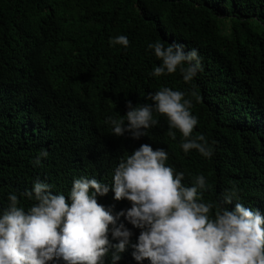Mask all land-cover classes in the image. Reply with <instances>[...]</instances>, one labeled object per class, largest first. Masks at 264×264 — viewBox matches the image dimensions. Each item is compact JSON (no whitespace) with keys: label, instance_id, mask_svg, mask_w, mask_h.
<instances>
[{"label":"trees","instance_id":"trees-1","mask_svg":"<svg viewBox=\"0 0 264 264\" xmlns=\"http://www.w3.org/2000/svg\"><path fill=\"white\" fill-rule=\"evenodd\" d=\"M119 35L126 49L110 46ZM157 40L196 48L203 70L189 83L179 72L152 76L160 61L147 44ZM162 87L193 100V134L213 146L211 158L185 155L163 116L138 140L112 136L109 116L125 115L129 101L151 103L145 96ZM142 144L165 149L186 185L204 175L205 201L235 185L240 202L264 215V0H0V211L13 191L30 207L20 194L38 180L66 197L75 178L110 184ZM41 149L49 155L35 165ZM113 196L97 202L114 213L130 207ZM126 227L135 243L139 230ZM132 251L117 264H137Z\"/></svg>","mask_w":264,"mask_h":264},{"label":"clouds","instance_id":"clouds-1","mask_svg":"<svg viewBox=\"0 0 264 264\" xmlns=\"http://www.w3.org/2000/svg\"><path fill=\"white\" fill-rule=\"evenodd\" d=\"M129 43L126 35L110 39L112 47L126 49ZM147 49L160 61L151 73L154 77L179 72L189 83L203 70L196 48L185 52L183 44L165 46L157 40ZM191 96L199 100L195 92ZM145 100L151 103L133 106L129 101L125 115L105 120L112 136L128 134L138 140L163 116L169 138L175 140L176 131L182 135L185 155L195 150L205 158L213 156L206 137L193 134L198 118L192 114L193 100L184 92L162 87ZM48 155L41 149L34 164ZM167 160L165 149L142 144L120 159L110 184L95 177L75 178L66 197L38 180L20 194L33 201L27 209L20 196L10 192L7 207L0 211V264H106L109 257L108 264H117L128 248L137 264H264V215L240 202V189L234 185L220 200L205 201L210 189L205 176L197 175L186 185L185 173ZM110 190L115 201L126 200L130 207L114 213L99 204L97 197ZM126 224L139 230L135 243Z\"/></svg>","mask_w":264,"mask_h":264}]
</instances>
